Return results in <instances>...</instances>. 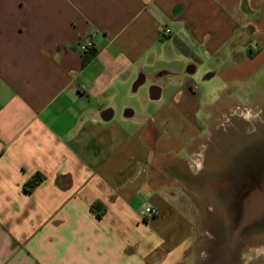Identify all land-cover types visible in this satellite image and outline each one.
Segmentation results:
<instances>
[{
    "label": "crops",
    "instance_id": "1",
    "mask_svg": "<svg viewBox=\"0 0 264 264\" xmlns=\"http://www.w3.org/2000/svg\"><path fill=\"white\" fill-rule=\"evenodd\" d=\"M250 82L264 0H0V264H221L196 156Z\"/></svg>",
    "mask_w": 264,
    "mask_h": 264
},
{
    "label": "rangeland",
    "instance_id": "2",
    "mask_svg": "<svg viewBox=\"0 0 264 264\" xmlns=\"http://www.w3.org/2000/svg\"><path fill=\"white\" fill-rule=\"evenodd\" d=\"M231 101L232 121L225 119L219 126H232L228 131L221 129L219 136L204 139L196 156L206 167L201 178L205 188L194 194L197 248L215 263L264 264V228L239 231L232 226L238 212L235 195L245 176L254 177L264 170V82L232 85ZM250 112L259 117L250 118ZM208 166L212 171L207 175ZM209 205L213 212L207 211Z\"/></svg>",
    "mask_w": 264,
    "mask_h": 264
},
{
    "label": "flooded vegetation",
    "instance_id": "3",
    "mask_svg": "<svg viewBox=\"0 0 264 264\" xmlns=\"http://www.w3.org/2000/svg\"><path fill=\"white\" fill-rule=\"evenodd\" d=\"M235 196L238 212L232 220L233 229L253 231L264 228V170L254 177L246 175Z\"/></svg>",
    "mask_w": 264,
    "mask_h": 264
},
{
    "label": "built area",
    "instance_id": "4",
    "mask_svg": "<svg viewBox=\"0 0 264 264\" xmlns=\"http://www.w3.org/2000/svg\"><path fill=\"white\" fill-rule=\"evenodd\" d=\"M171 30L169 28L165 29V33H170ZM80 49L83 53H88L91 50L94 49V42L91 38H87L86 40H84L81 44H80ZM158 213L157 208L153 207V206H146L144 208V215L147 218H153L156 214Z\"/></svg>",
    "mask_w": 264,
    "mask_h": 264
},
{
    "label": "trees",
    "instance_id": "5",
    "mask_svg": "<svg viewBox=\"0 0 264 264\" xmlns=\"http://www.w3.org/2000/svg\"><path fill=\"white\" fill-rule=\"evenodd\" d=\"M96 54V50H91L89 52V54L87 56H85L84 58V61H83V64H87L89 61H91V59L94 57V55ZM43 180V176L41 175H37L33 180H31L29 183H28V186L30 188H33L35 187L38 183H40L41 181ZM100 215H102V212L100 213Z\"/></svg>",
    "mask_w": 264,
    "mask_h": 264
}]
</instances>
